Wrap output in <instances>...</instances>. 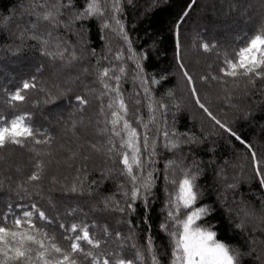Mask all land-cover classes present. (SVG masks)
Segmentation results:
<instances>
[{
	"label": "snow or ice",
	"instance_id": "1",
	"mask_svg": "<svg viewBox=\"0 0 264 264\" xmlns=\"http://www.w3.org/2000/svg\"><path fill=\"white\" fill-rule=\"evenodd\" d=\"M195 3L186 0L170 29L177 83L164 91L170 73L147 70V48L137 50L126 27L125 5L134 8V0L19 5L18 14L30 20L17 25L21 45L9 51L18 53L31 40L51 70L45 76L42 62L14 90H3L10 111L0 112V162L6 165L0 171V264H264V149L233 126L250 117L254 104L264 105V18L238 46L194 37V48L215 52L194 73L181 26ZM92 20L99 50L91 41ZM177 88L211 133L177 128L184 104ZM33 90L53 105L72 93L76 104L58 133L18 108ZM92 101L95 119L86 122L83 113ZM210 135L234 138L242 151L217 163L215 144L206 143ZM17 149L31 154L27 173L10 162ZM209 170L212 183L201 185ZM210 188L216 199L207 201ZM54 192L62 194L59 200ZM156 201V228L166 238L161 244L152 223ZM217 205L241 237L235 245L217 238L206 219Z\"/></svg>",
	"mask_w": 264,
	"mask_h": 264
},
{
	"label": "trees",
	"instance_id": "2",
	"mask_svg": "<svg viewBox=\"0 0 264 264\" xmlns=\"http://www.w3.org/2000/svg\"><path fill=\"white\" fill-rule=\"evenodd\" d=\"M22 2H27V0H0V75L2 76L0 80V112L10 111L3 91L5 88L14 90L16 86H19L20 81L33 72L35 67L42 62L45 63L43 73L45 76L51 70L46 58L40 56L37 49L32 46L35 42L31 40L26 39L24 41L26 46H22L18 53L14 54L13 51H9V48L15 49L21 45V42L16 39L17 25L25 26L30 20V17H21L18 14L19 5ZM232 3L237 5L234 10L229 9V5ZM134 4V8L125 5L126 27L133 40V46L137 50L147 48L150 57L145 61L147 70L157 75L164 72L170 73L168 82L164 83L163 88H161V91H164L177 83V78L172 69L174 63L173 41L170 29L178 17V13L186 5V0H134ZM13 9L17 10L16 14L13 13ZM262 18H264V0H196L190 15L186 17L184 24L181 26V38L187 47L185 59L189 68L194 73L199 72L205 67L206 63L212 62L215 58V52L205 53L194 48L192 46L194 37L214 38L222 47L225 45L238 46L243 41L244 34L255 29ZM90 27L92 44L99 50L102 41L99 39L97 22L92 20ZM237 37L241 39L238 41ZM117 43L119 42L117 41ZM153 44L154 47H152ZM129 86V84H125V88ZM73 87L74 90L79 91V85ZM205 87L207 86L205 85ZM158 95L159 93H157ZM28 96L29 103L18 105V108L32 111L36 125L49 128L54 134L59 132L64 120L70 117L76 104L72 99V93L60 97L55 105L43 103L42 94L35 90L29 92ZM176 97L178 100L183 99L184 101L183 107L176 113L177 128L180 131L191 129L200 135L203 132L211 133V126L203 123L198 111L188 105L187 99L179 88L176 90ZM32 100L38 101L35 107L31 103ZM97 106V102L92 101L85 109L83 115L86 122L90 118L95 119ZM220 106L227 108L223 104H220ZM145 115H147L146 112ZM229 117H231V113H229ZM169 118L171 119V114H169ZM202 124L203 128H201ZM233 126L242 136L251 141L258 151L264 149V105L254 104L250 117L247 120H236ZM230 139L231 142H229ZM206 143L215 144L217 163L222 162L225 158L233 161L238 152L242 151V146L234 138L226 136L210 135ZM200 154L207 161V155L203 151ZM30 155V153L17 149L13 152L10 162L21 166L22 171L27 173L33 163L29 158ZM159 166L163 167L162 162ZM5 167L6 165L0 162V171ZM212 175L211 170H209L206 178H200L199 183L201 185L211 184ZM112 183L109 182V186ZM252 187L254 189L255 184ZM246 188L247 185H245ZM53 196L59 200L62 194L54 192ZM162 199L161 193V201ZM215 199V191L210 188L206 200ZM161 201L154 202L152 211L153 231L158 244L166 243V238L156 228L160 218ZM64 203H74V201L65 199ZM63 210V207H61L60 211L63 212ZM206 219L212 225L213 230L217 232V238L233 245L241 241V237L230 227L223 208L217 205V211ZM245 264H256V262L245 260Z\"/></svg>",
	"mask_w": 264,
	"mask_h": 264
},
{
	"label": "rangeland",
	"instance_id": "3",
	"mask_svg": "<svg viewBox=\"0 0 264 264\" xmlns=\"http://www.w3.org/2000/svg\"><path fill=\"white\" fill-rule=\"evenodd\" d=\"M1 74H3V73H1ZM2 79V76L0 75V80Z\"/></svg>",
	"mask_w": 264,
	"mask_h": 264
}]
</instances>
